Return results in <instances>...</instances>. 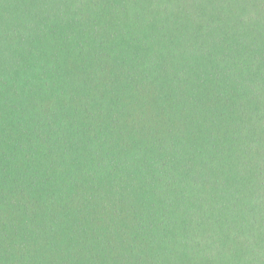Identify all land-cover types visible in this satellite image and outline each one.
Masks as SVG:
<instances>
[{
    "label": "trees",
    "instance_id": "obj_1",
    "mask_svg": "<svg viewBox=\"0 0 264 264\" xmlns=\"http://www.w3.org/2000/svg\"><path fill=\"white\" fill-rule=\"evenodd\" d=\"M0 264H264V0H0Z\"/></svg>",
    "mask_w": 264,
    "mask_h": 264
}]
</instances>
